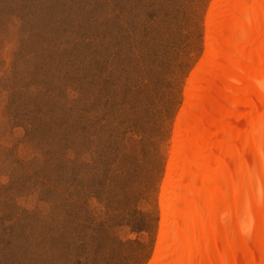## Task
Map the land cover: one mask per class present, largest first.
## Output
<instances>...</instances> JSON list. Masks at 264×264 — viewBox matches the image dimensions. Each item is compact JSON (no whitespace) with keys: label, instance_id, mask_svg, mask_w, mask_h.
<instances>
[{"label":"rangeland","instance_id":"rangeland-1","mask_svg":"<svg viewBox=\"0 0 264 264\" xmlns=\"http://www.w3.org/2000/svg\"><path fill=\"white\" fill-rule=\"evenodd\" d=\"M216 0H0V264H153Z\"/></svg>","mask_w":264,"mask_h":264},{"label":"bare ground","instance_id":"bare-ground-1","mask_svg":"<svg viewBox=\"0 0 264 264\" xmlns=\"http://www.w3.org/2000/svg\"><path fill=\"white\" fill-rule=\"evenodd\" d=\"M206 29L153 264H264V0H216Z\"/></svg>","mask_w":264,"mask_h":264}]
</instances>
